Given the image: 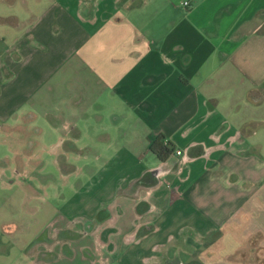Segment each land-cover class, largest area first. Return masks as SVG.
I'll return each mask as SVG.
<instances>
[{"label": "crops", "instance_id": "crops-1", "mask_svg": "<svg viewBox=\"0 0 264 264\" xmlns=\"http://www.w3.org/2000/svg\"><path fill=\"white\" fill-rule=\"evenodd\" d=\"M0 122L100 162L35 264H264V0H0Z\"/></svg>", "mask_w": 264, "mask_h": 264}, {"label": "rangeland", "instance_id": "rangeland-1", "mask_svg": "<svg viewBox=\"0 0 264 264\" xmlns=\"http://www.w3.org/2000/svg\"><path fill=\"white\" fill-rule=\"evenodd\" d=\"M11 135L13 139L0 122V264L48 262L55 254L46 251L47 244H51L47 233L58 226L49 222L66 197L63 186L84 184L90 176L91 164L100 162L38 157L41 154L36 151L38 148L29 150L35 143L34 137L28 140L18 129ZM17 151L23 156H17ZM61 238L67 241L74 236L67 234ZM81 238L79 235L77 240ZM65 244L60 242L64 251L68 248V243ZM51 246L55 249V243Z\"/></svg>", "mask_w": 264, "mask_h": 264}, {"label": "trees", "instance_id": "trees-1", "mask_svg": "<svg viewBox=\"0 0 264 264\" xmlns=\"http://www.w3.org/2000/svg\"><path fill=\"white\" fill-rule=\"evenodd\" d=\"M150 151L160 162H164L172 153V146L169 143L164 144L163 138L158 137L152 141L150 145Z\"/></svg>", "mask_w": 264, "mask_h": 264}, {"label": "built area", "instance_id": "built-area-1", "mask_svg": "<svg viewBox=\"0 0 264 264\" xmlns=\"http://www.w3.org/2000/svg\"><path fill=\"white\" fill-rule=\"evenodd\" d=\"M183 7H188L189 6V3L188 2H183ZM176 155L177 156H180L181 155V152L180 151H176Z\"/></svg>", "mask_w": 264, "mask_h": 264}]
</instances>
